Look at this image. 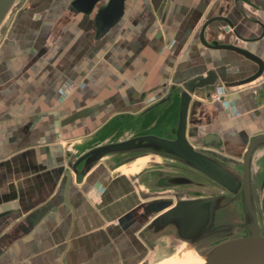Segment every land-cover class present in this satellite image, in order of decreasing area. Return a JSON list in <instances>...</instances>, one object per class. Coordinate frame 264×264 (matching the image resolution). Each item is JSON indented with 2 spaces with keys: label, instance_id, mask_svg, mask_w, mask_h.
Instances as JSON below:
<instances>
[{
  "label": "crops",
  "instance_id": "0c3cea01",
  "mask_svg": "<svg viewBox=\"0 0 264 264\" xmlns=\"http://www.w3.org/2000/svg\"><path fill=\"white\" fill-rule=\"evenodd\" d=\"M73 1L16 0L0 28V212L12 209L0 217V264H139L146 249L158 253L161 233L147 248L137 228L119 234L110 227L153 199L140 191L155 190L160 155H105L80 182L71 172L70 207L63 201L65 170L101 144L145 134L170 137L179 109L172 88L189 75L212 67L232 82L256 69L233 52L198 42L200 23L220 4L227 3L226 15L241 36L262 35L242 40L216 22L214 37L264 60V0H169L166 11L167 0H125L120 18L98 36L95 14L109 0L90 13L70 10ZM223 94V101L191 95L186 136L197 146L193 141L213 132L241 154L243 139L264 132V71L251 82L227 85ZM44 207L28 232L16 231L27 214ZM142 220L134 213L132 222L141 226ZM14 228L11 234L19 235L10 239Z\"/></svg>",
  "mask_w": 264,
  "mask_h": 264
},
{
  "label": "water",
  "instance_id": "95a60500",
  "mask_svg": "<svg viewBox=\"0 0 264 264\" xmlns=\"http://www.w3.org/2000/svg\"><path fill=\"white\" fill-rule=\"evenodd\" d=\"M15 1L0 0V28L6 25ZM99 1L101 0H74L70 10H81L85 13H90ZM124 1L109 0L107 5L98 8L94 19L98 25L96 36L101 31L113 26L120 18L124 8ZM168 5L169 0L166 1L165 11ZM234 5L239 12L245 15L242 7L237 2ZM227 8V3H222L215 7L213 11L208 12L198 27L196 38L206 49L233 52L255 64L256 69L245 78L232 82L222 80L212 67L189 75L184 79L181 87L172 88L173 91L176 90L179 93V109L178 121L175 126H172L171 136L137 135L88 149L70 162L69 168L65 170L63 201L70 207L67 193L71 172L75 175V181L80 182L84 174L105 155L138 151L141 152V156L152 153L178 160L203 172L232 195L221 193L204 197L176 198L174 202L172 199H152L140 203L135 209L123 214L117 220L118 224L121 227H125L127 223L132 221L134 213L139 211L141 214H145V221L152 217L139 231L140 240L145 244H149L150 238L170 229L178 239L186 241L188 246L220 240L207 250L204 264H264V233L260 232L257 222L251 183V160L254 151L264 146V132L255 134L249 140H246V148L242 154L241 174L236 173L226 165V162L231 161L230 158L206 149L197 148L186 136L187 113L191 95L204 100H211L213 96L218 97L220 93H224L227 85L251 82L262 75L264 71V60L260 56L238 44L220 42L214 37L216 22L226 24L242 40H256L262 35L260 34L255 38L241 36L237 32L236 27H234L233 22L227 17ZM246 18L259 23L263 27L262 23L254 15L246 16ZM3 87L4 85L0 86V89ZM223 97L219 96L218 99L221 101ZM212 139L219 142L217 134L209 132L200 139V142L195 140L193 143L207 146ZM168 182L171 184H182L189 183L191 180L185 176L172 175L168 178ZM159 194L157 192L140 191L142 198H151ZM239 196L243 210L242 222L226 221L232 203ZM51 209L55 210L56 207ZM11 211L12 209L1 211L0 217L10 214ZM45 211L46 208L44 207L27 214L24 220L15 227L16 231L28 232ZM145 221L142 220L141 225ZM237 226L245 227L247 235L233 236ZM15 228L9 233L10 239L19 235H16V233L11 234L15 231ZM139 264L148 263L143 261Z\"/></svg>",
  "mask_w": 264,
  "mask_h": 264
},
{
  "label": "flooded vegetation",
  "instance_id": "af4514ba",
  "mask_svg": "<svg viewBox=\"0 0 264 264\" xmlns=\"http://www.w3.org/2000/svg\"><path fill=\"white\" fill-rule=\"evenodd\" d=\"M224 88V87H223ZM219 96H224L223 93H220L218 95ZM225 99V97H223V100ZM221 100V101H223ZM200 142V141H199ZM197 148H201V149H206L209 151H212L216 154L225 156L227 158H230L231 161L226 162V165L231 168L232 170H234L236 173L241 174L242 171V154L245 151L246 148V140L243 139V143L240 147L241 149V154H236L235 153V148L234 145L230 142L227 141H221L219 139V142L212 139L209 141L207 146H201V145H197L195 146ZM222 148H227L228 151L224 152V150ZM222 149V150H221ZM258 150H262L260 151V165L258 167L257 171H254V159L256 156V153ZM231 153H230V152ZM141 152H138V154H140ZM162 159H169L175 163H177V166H180L184 169V172L182 174H176V175H180V176H185L187 178H189L191 180V182L189 183H182V184H171L170 182H168V178L172 175H167V169H171V167H167L165 166L166 163L164 162V160H162V163H156V165L154 166H161L162 168H157L159 172H156V179H154V183L156 184V188L155 190H152V193H160L159 195L153 197V199H171L172 195L174 196H178V193L176 192H171V187L174 186H184L185 190L187 191L185 195L182 196H178L177 198H193V197H204V196H211V195H216V194H226L231 196L232 194L227 191L225 188H223L219 183H217L216 181H214L212 178H210L209 176H207L206 174H204L203 172L187 165L184 164L183 162H180L178 160H174L165 156H161ZM161 170L164 171V173L160 172ZM211 182V184L214 185V187L218 186L221 187V190L216 191L215 193H210V194H204L203 191L201 190H194L195 187H199L200 189H204V187L207 185V181ZM251 183H252V191H253V198H254V203L256 204L255 206V212H256V216H257V222L259 225V229L261 233H264V146L257 148L254 153H253V157L251 160ZM191 186H193L194 188H191ZM192 189V190H190ZM194 192L193 195H191L188 192ZM234 206H239L240 209V213H241V217L240 219H234L232 217V211H233V207ZM257 208V210H256ZM143 216H145V214H142ZM152 218V217H151ZM147 220L143 225L139 226L138 223L136 222H132L130 221L129 223H127V225L125 227H121L118 223L116 227H110V229L113 232H118L119 234L122 232H124L125 230H131V229H136L134 230L135 235L137 236V238L140 239L139 236V231L142 229L143 226H145L150 220ZM243 220V210H242V204H241V200H240V196L235 198L234 202L232 203L229 212L227 214L226 217V221H231V222H242ZM240 230V235L239 236H245L247 235V230L245 227H239L237 226L235 228L234 234L233 236L236 235V232ZM160 236H163V233H161ZM154 238H150L149 241L150 243L153 242ZM219 241V240H217ZM81 264H85V262H82Z\"/></svg>",
  "mask_w": 264,
  "mask_h": 264
},
{
  "label": "rangeland",
  "instance_id": "374dc122",
  "mask_svg": "<svg viewBox=\"0 0 264 264\" xmlns=\"http://www.w3.org/2000/svg\"><path fill=\"white\" fill-rule=\"evenodd\" d=\"M16 5H17V2L15 3L13 8H15ZM161 6H162V2L161 1L160 2L157 1V10L158 11L161 9ZM1 33L2 32L0 31V34ZM222 149L224 150V152L228 151L227 148H222ZM260 151H262V150H258L257 151L255 159H254V171H257L259 165L261 164L260 160H259ZM163 160L166 163L165 166L171 167V169H170L171 171L167 172V175L182 174L184 172L185 169L180 167V166H177V163H175V162H173V161H171V160H169L167 158L163 159ZM181 168L184 169V170H182ZM207 182L208 183L204 187V189H200L199 187L198 188L197 187L194 188L193 186H191V188H194V190H200V191L202 190L204 194H210V193L213 194L216 191L221 190V187L218 186V189H217V187H214V185L211 184V182H209V181H207ZM190 190H192V189H190ZM171 192L178 193V196L180 197L182 195H185L187 191L185 190L184 186L180 185V186L171 187ZM188 193H190L191 195L194 194V192H192V191H190ZM178 196L172 195L171 199L174 201ZM232 217L234 219H240L241 213H240L239 206H234L233 207ZM239 235H240V230L238 232H236L235 236H239ZM156 241H157L156 245H159V247H157V248H160L158 253H156L155 250H153L151 248H148V247H150L148 244H145V243L141 242V246L145 245L148 248V249H146L147 250V254H146L145 258L140 260L141 262L147 261L148 264H159V263H161L160 262L161 260H164V261L166 259L167 260H174L176 258V256L179 254V250L178 249L182 245L185 246V248L187 250H189L191 253H193L196 256H198L199 258H201L212 245H214L215 243L219 242L220 240L219 241L215 240V241H212L210 243H206L205 245L199 244L194 249H191L185 243L182 244V241L180 239H178L174 235L173 231H171L169 229V230L163 232V236L158 237V239H156L155 242ZM1 245L3 246V242H1V240H0V246ZM151 246H154V244H151ZM164 258H166V259H164ZM136 261L137 260L135 259V260L131 261L129 264H132V263H134Z\"/></svg>",
  "mask_w": 264,
  "mask_h": 264
},
{
  "label": "bare ground",
  "instance_id": "6f19581e",
  "mask_svg": "<svg viewBox=\"0 0 264 264\" xmlns=\"http://www.w3.org/2000/svg\"><path fill=\"white\" fill-rule=\"evenodd\" d=\"M175 201V200H174ZM173 201V202H174ZM256 206V204H255ZM257 210V208H256ZM182 241V244L186 243V241ZM199 244H203L205 245L206 243H199ZM199 244H195L193 246H188L191 249H194L196 246H198ZM179 250V254L176 256V258L174 260H163V262L159 263V264H204V259H205V254L199 258L198 256H196L195 254L191 253L189 250H187L185 248V246H180Z\"/></svg>",
  "mask_w": 264,
  "mask_h": 264
}]
</instances>
